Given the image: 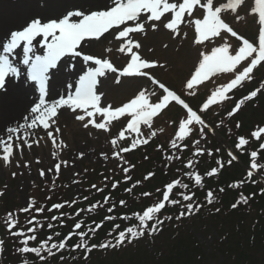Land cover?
Here are the masks:
<instances>
[{"label":"snow or ice","instance_id":"1","mask_svg":"<svg viewBox=\"0 0 264 264\" xmlns=\"http://www.w3.org/2000/svg\"><path fill=\"white\" fill-rule=\"evenodd\" d=\"M245 3L246 0H83L65 7L55 18H41L38 14L20 30L10 32L3 43V52L0 53V91L6 90L8 78L21 77L22 69L14 63L12 57L23 45L22 64L27 66V78L38 86L39 95L21 121L6 124L0 129V165L4 168L14 165L16 168L30 169L33 162L42 163L40 158L36 157L34 161L26 160L21 164L16 157H23L25 149L38 147L47 137V142H50L53 149L51 156L54 163L47 168H39L38 175L45 178L51 174L58 178L62 168L74 167V161L70 163L61 157L63 150L68 147L62 138L59 123L60 113L65 109L74 114V119L84 129L91 127L105 133L109 137L111 152H101L100 156L105 161H117L112 175L103 176V186H90L102 194V200L89 202L86 207H77L81 201L88 202L89 196L76 193L70 199L51 202L50 205L39 202L35 197H29L26 206L6 213L3 221L5 232L9 238L18 240L16 252L22 257L20 264H36L26 258L30 255H34L40 264H48L51 258L57 257L60 264H64L66 252L82 253V257L71 256L73 261L78 258L87 260L94 250H118L146 236L155 237L163 231L166 221L190 218L198 214L205 203L214 206L226 189L213 188L206 183V178L218 177L226 166L231 167L234 162H239L237 153L243 154L252 141L258 142V148L249 153L250 163L246 177L229 183L227 188L239 189L249 181L255 183L254 173L264 171V164L258 162V158L264 159L261 155L264 152V126L261 125H256L249 135L236 137L235 151L233 148L227 150V160L223 157L215 159V166L203 172L198 168L200 158L205 154L209 157L214 155L211 148L201 146V141H206L209 133L215 135L216 128L223 124V121H220L214 126L206 121L202 114L214 106L218 107L232 100L231 93L256 80V71L264 67V0H253V5L248 10V15L257 17L258 34L255 41L239 33L225 19L231 15L236 22L244 20L245 17L239 14V10ZM197 12L202 15H196ZM182 25H191L194 28L195 45H206L217 39L222 41L210 50L199 53L194 70L184 83L186 95L195 97L199 87L212 77L220 74L231 76L226 82L216 85L198 109H194L177 91L154 74L155 69L166 68L167 65L157 59L145 57L142 54V41L136 38L146 36L149 29L153 32L159 31L161 26L171 32L173 38H177L182 34ZM106 33L112 34L113 41L117 42L115 51L127 57L126 63L120 67L111 59L112 47L105 49L109 54L106 56L84 50L92 42H99ZM183 36L186 38L187 33H183ZM230 38L238 42L237 47H233ZM37 44L43 54L37 53ZM164 47L167 48L168 45L165 44ZM66 57L69 60L80 58L86 68L77 72L78 80L67 84L63 94L57 90V95L49 98V74L52 72L55 77L60 71L58 65L64 63L68 66L64 60ZM71 67L75 69V64ZM109 73L115 74L116 85L122 83V78H128L146 80L151 87L138 85L134 95L118 106L102 103L106 93L100 89L104 87L103 81L108 80ZM52 83L55 84L54 79ZM262 91L264 79L236 101L227 111V117L237 115L247 102L257 98ZM173 103L184 110V115L179 120L170 122L175 126V130L168 140L167 149L163 144H159L157 150L163 154L166 170L174 161H179L184 170L177 168L178 175L173 176L162 187L156 188L155 191L159 195L140 211L124 213L119 217L113 215L118 205L127 207L128 201L123 198L113 201L111 191L104 194L109 186L116 190L122 183L131 182L130 187L124 188L125 193L131 195L138 186L155 178L154 171H147L142 178L133 181L131 173L136 165L126 159V156L149 145L158 134L165 132L164 127H154V123ZM122 120V127L113 133V127ZM241 126L240 122H236L237 129ZM41 132L44 136L40 135ZM194 133L198 138L194 137ZM185 150L191 152V157L182 159L180 153ZM220 151V148L215 149L216 154ZM84 156L85 153L80 152L76 159H83ZM144 158L149 159L147 155ZM117 169L122 174V179L116 178ZM17 175L16 171L11 172L13 178ZM79 175L80 173H73L74 177ZM185 177L189 182H184ZM72 183L79 184L80 181L73 179ZM51 186L52 190L57 187L55 179L51 181ZM7 187L5 184L0 189V197L6 195ZM199 190H206L204 203L196 199ZM259 194L264 195V187L259 189ZM140 196L152 197L153 193L142 191ZM255 196V192L248 195L240 192L231 208L248 205ZM45 200L52 201V197L46 196ZM168 206L177 208L175 216L163 215ZM66 208L72 211H65ZM101 209H104L106 214L99 220L92 218L88 223L82 218V214H96ZM214 210L218 213L220 208L216 207ZM21 214L25 216L23 222L20 220ZM117 219L131 223L121 228V224L116 222ZM69 220L72 224L66 234L52 231L45 237L39 236L45 227L53 230L57 225L68 227ZM106 223L112 225L107 233L111 239L93 243V239ZM5 243V238L0 236V257L4 255Z\"/></svg>","mask_w":264,"mask_h":264},{"label":"trees","instance_id":"2","mask_svg":"<svg viewBox=\"0 0 264 264\" xmlns=\"http://www.w3.org/2000/svg\"><path fill=\"white\" fill-rule=\"evenodd\" d=\"M256 74V80L246 83L243 88L238 89L233 94L234 101H237L241 96L246 95L248 91L258 86L260 80L264 79V67L256 71ZM229 107L230 106H227L226 109H229ZM249 111H255L257 113L247 119V113ZM262 111L263 113L261 114L260 112ZM221 112L223 113V110ZM213 114V112L208 113L210 117H212ZM235 119L231 124V131H234L235 137L238 135H249L256 125L264 126V91L254 100L247 102ZM236 122L241 123V128L237 129L235 127ZM225 125L228 127L230 126V124ZM226 130L225 127L221 128V132L223 133H226ZM231 142H235L234 139ZM160 143L161 141L159 139L153 140L151 145L145 148L144 151L142 149L136 150L133 153L134 156L130 155L128 158L129 161L136 165L135 170L131 173L133 181L142 178L147 171H154L156 173L154 179L145 182L142 186H138L133 190L131 195L124 191L125 187L131 186V182L127 184L122 183L116 190H112L110 186L105 190L104 194H107L109 191L112 192L113 201H117L120 198L128 201L127 207H120L118 205L117 210L112 213L113 215L119 217L124 213L131 214L132 211H140L142 207L149 205L159 195L155 191L156 188L162 187L163 184L173 176H177V168L183 170V165L179 161L172 162L170 168L168 170L165 169L166 161L164 160L163 154L157 150V145ZM162 144L165 146V149H167L168 142H162ZM211 144V147H213L218 143H216V140H212ZM215 148L213 149L214 155L212 157L205 154L204 157L200 158L198 168L201 172L204 171L201 165V161L204 159L209 162L210 166H215V159L220 157L227 160L221 153L216 154ZM257 148L258 142L252 141L251 146L248 147L243 154L237 153L239 155V162H234L231 167L226 166L218 177L206 179V183L213 188L218 189L219 187H225L226 189L225 193L220 196L219 202L214 206L205 203L203 209L190 218H184L180 221L175 219L166 221L163 231L155 237L146 236L144 239L135 241L132 244H127L118 250H94L87 260L78 258L73 261L71 256L82 257V253L66 252L64 253V264H202V262L204 264L206 260L205 255L202 254V247L198 244L191 230L186 228L190 225L195 226L200 223L199 229L202 230L203 228L204 232L209 233L210 230L214 229L220 234V237L217 238L215 242L216 245L213 247V252L210 253V255H213L214 251L222 252L224 259L220 264H264V195L259 194V189L264 187V171L254 173L253 180H255V183L249 181L239 189L227 188L229 183L246 177L247 167L250 163L249 153ZM145 155H147L149 159L146 160L144 158ZM180 155L182 159L184 157L190 158L191 152L185 150L183 153H180ZM261 155L264 156V152H262ZM258 162L264 164V159L258 158ZM115 168L116 166L106 172L96 168L87 170V173L81 178L80 184L82 187L81 196H89V201H81L77 207H86L89 202L102 200V194L97 193L94 189H91L90 186L92 184L103 186V176L112 175V170ZM116 178L122 179V174L118 169L116 171ZM184 182L187 183L189 181L184 180ZM57 186L55 190H52L51 185L40 188L35 191L33 197L39 202L48 203L49 205L51 202L67 200L65 189L62 185L58 184ZM142 191L152 192L154 197H141L140 193ZM205 191L206 190L197 191L196 199L201 203H204L203 197ZM240 192H243L245 195L255 192L256 196L250 200L248 205H242L236 209H232L231 204L235 202ZM46 196H51L52 201H46ZM134 197H136L135 200L133 199ZM106 207L107 206H105V208ZM216 207L220 208L218 213L214 210ZM19 208L21 207H18L16 202L9 201L8 194L1 199V212L6 214L8 211H14ZM65 211H72V209L66 208ZM105 214V210L101 209L98 210L96 214H82V218L90 223L92 218L99 220ZM169 214L175 216L177 214V208L168 206L164 210L163 215ZM24 219V214H21V222H23ZM116 222L121 224V228L131 223L119 219H117ZM202 222H204L203 225ZM209 223L212 225V229L208 228ZM71 224L72 221L69 220L68 227L62 228L57 225L54 230L45 227V229L39 233V236L41 238L45 237L52 231H60L62 234H66L70 230ZM111 227V224L106 223L104 228L97 233L92 242L100 243L106 239H111V237L107 235ZM5 241V252L3 257H0V264H20L22 257L16 252V248L19 246L18 240L16 238L6 237ZM149 246L154 247V249L149 248ZM26 258L30 261H35L36 264H40L34 255L27 256ZM48 264H60V261L58 257L51 258Z\"/></svg>","mask_w":264,"mask_h":264},{"label":"rangeland","instance_id":"3","mask_svg":"<svg viewBox=\"0 0 264 264\" xmlns=\"http://www.w3.org/2000/svg\"><path fill=\"white\" fill-rule=\"evenodd\" d=\"M252 5L253 0H246L245 5L239 10V14L245 17L244 20L236 22L235 18L231 15L226 16L225 19L234 27L235 30H238L246 35V37L248 36L247 38L255 41V38L257 37L256 34H258V24L256 22L257 17L254 15H248V10ZM196 14L202 15L200 12H197ZM22 23L25 24V21ZM22 23L18 26V28L24 25ZM185 32L187 33L186 38L183 36V33ZM181 33L180 37L173 38L172 33L163 29L161 26L159 31L153 32L149 29L146 36H137L136 38L142 41V54L145 57L157 59L161 63H166V68H157L154 70V74L157 75L162 82L176 89L183 97L186 98L188 96L184 90V83L186 79L189 78L190 73L194 70V66L197 64L199 59V53L204 50H210L211 47L222 43V41L215 40L213 42H208L206 45H195L193 43L195 33L194 28L191 25H182ZM91 44L94 45L92 50H87L86 48L84 50L90 51L92 54L106 56L109 54L105 52V49L112 47L113 52L110 55L116 66L120 67L126 63L127 57L115 51L118 44L113 41L112 34L109 33L99 42H93ZM165 44L168 45L167 48L164 47ZM149 49H152V51H149ZM114 77L107 80V87L105 86L100 89L106 93L102 103H112L113 105L118 106L121 103L126 102L127 99L134 95L138 85L143 84L144 86L151 87L146 80H130L128 78H122V83L120 85H116L114 83ZM108 87L110 88L107 91L106 88ZM256 113L257 112L255 111H249L247 113V119ZM260 113L262 114L263 111ZM170 117H172V114H167V117L165 118L167 121H163L162 124L168 123ZM123 123V120L120 123H117L115 127H113L112 132L116 133L117 129L122 127ZM155 123L157 124L158 121H155ZM60 126L62 127V138L68 145V147L61 153V157L69 160L70 163L74 161L75 164L74 167L66 169L62 168L60 174L62 187L65 189L67 198L70 199L73 194H81L80 183L73 184V179L78 180L87 169L92 170V168L99 167V169L105 170L109 166L115 164L116 160L109 159L108 161H105L100 156L101 152H111V148L108 143L109 137L105 133L96 131L91 127L89 129H84L74 118L71 119L70 123H63L61 121ZM159 126H161L160 123ZM167 128L169 127L167 126ZM72 129L75 130L72 131ZM210 142L211 140L209 139L202 141L201 146L206 148L208 144H211ZM227 143L228 142H225V144H221L220 146L224 147L225 151H227L226 148L229 146ZM51 151H53L52 146L50 142H47L46 137V140L42 141L38 147L33 146L31 150L25 149L23 157H16L17 160H20L21 164H23L26 160L34 161L36 157H39L42 163L37 164L33 162L30 169L23 167L16 168L14 165L10 168H4L2 166L3 172L0 171V184L8 185L7 194L10 202H16L19 207H24L26 206L27 199L29 197H33V194L37 189L51 185V181L56 179L51 174L46 175L45 178H41L37 172L39 168H47L54 163ZM80 152L85 153L84 158L76 159L78 153ZM13 171L18 173L15 178L11 176V172ZM19 173L23 174L20 175ZM73 173H80V175L74 177ZM4 218L5 217H3L0 213V235L5 238L6 232L3 224ZM203 223L204 222H202V225ZM200 224H196L195 226L190 225L186 228L191 230L198 244L202 247V254L205 255L206 260L204 264H220V262L224 259V255L221 251H214V254L210 255V253L214 250L213 247L216 245L215 242L217 238L220 237V234L214 229L210 230L209 233L204 232L203 228L202 230L199 229ZM211 226L212 225L209 223L208 228H211ZM149 248L154 249V247L151 246H149Z\"/></svg>","mask_w":264,"mask_h":264},{"label":"bare ground","instance_id":"4","mask_svg":"<svg viewBox=\"0 0 264 264\" xmlns=\"http://www.w3.org/2000/svg\"><path fill=\"white\" fill-rule=\"evenodd\" d=\"M80 2H83V0H0V44L8 29L9 32L15 31L19 29L18 26L22 22L25 21L26 24L38 14L41 15V18H55L65 7ZM40 39L38 38V40ZM91 48L92 45L87 49L90 50ZM37 53L43 54L39 44H37ZM12 58L14 63L22 69V75L20 78H8L6 81V90L0 91V129L6 124H14L15 122L21 121L22 116L28 114V110L38 98V91L35 84L27 78V66L22 64V52L20 50L16 51V54ZM65 62L68 66H65L64 63L60 64L58 66L60 71L55 77H53L51 72L49 98H54L57 95V90L60 94H63L66 85L73 83L77 72L81 68H86L78 58L66 59ZM72 64H75V69L71 67ZM110 76L108 74V78ZM53 79L55 80L54 85L52 83ZM103 82L104 87H107V81ZM109 88H106V90L108 91ZM71 119L72 113L70 111L66 109L61 111L59 121L70 123ZM74 130L72 129V131ZM0 171L3 172L2 165H0Z\"/></svg>","mask_w":264,"mask_h":264}]
</instances>
